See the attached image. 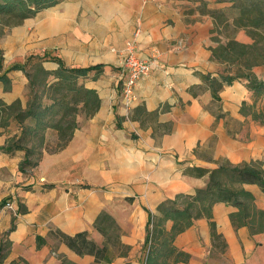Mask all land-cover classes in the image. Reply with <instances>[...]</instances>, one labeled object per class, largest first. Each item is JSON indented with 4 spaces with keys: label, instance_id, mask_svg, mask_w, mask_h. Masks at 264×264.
<instances>
[{
    "label": "crops",
    "instance_id": "0c3cea01",
    "mask_svg": "<svg viewBox=\"0 0 264 264\" xmlns=\"http://www.w3.org/2000/svg\"><path fill=\"white\" fill-rule=\"evenodd\" d=\"M220 5L216 0H60L34 15L39 18L38 39L52 43L35 52L42 54L47 49L68 65L103 64L99 77L84 79L98 92L100 105L91 115L78 113V125L68 143L56 151H44L27 173L18 170L21 151L8 154L0 150V199L11 194L8 201L12 204L0 205V232L10 227V209L16 215L14 228L6 234L11 245L2 264L13 258L26 259L29 264H59V251L76 263L82 256L93 260L58 240L56 250L50 251L49 229L58 227L68 233L87 229L95 235L93 220L106 203L104 191L99 190L104 186L130 202L124 214L107 210L120 224L122 241L130 245L127 255L115 257L110 264H130L125 258L136 256L144 240L147 213L139 203L145 205L148 200V208L155 211L161 199L179 191L192 192L207 179V175L183 173L179 160L214 167L219 157L232 162L258 159L264 168V123L240 112L241 101L252 102L244 79L225 84L219 101L209 88L196 95L189 91L192 84H204L198 72L218 75L222 70V64L211 57L210 46L216 44L211 39L214 18L205 11ZM240 31L244 37L237 35L236 39L252 40L244 29L236 33ZM132 38L142 55L155 56L150 72L136 86V100L126 105L121 98L119 49ZM26 54H14L5 64L2 61L1 71ZM45 65L55 67L56 63L46 61ZM7 74L12 88L3 90L0 82V97L7 102L19 97L24 104L26 98L17 84L26 92L25 75L21 70ZM162 103L169 108L159 112L157 121L171 122L169 132L154 133L153 122L142 124L131 117L136 104L152 110ZM219 109L232 119L249 120L245 138L227 131L225 117L216 118ZM17 128L14 123L0 127V145ZM208 141L212 142L208 155L198 154ZM244 186L253 192L256 205L264 208V191L255 183ZM19 203L25 210L18 209ZM234 209L222 201L213 204V218L224 246L214 243L207 218L199 217L173 241L189 253L188 260L172 264H261L264 230L250 234L244 225L234 227L228 217ZM134 217L141 226L137 238L128 231ZM36 234L46 239L39 248ZM130 259L136 264L134 257Z\"/></svg>",
    "mask_w": 264,
    "mask_h": 264
},
{
    "label": "trees",
    "instance_id": "16d2710c",
    "mask_svg": "<svg viewBox=\"0 0 264 264\" xmlns=\"http://www.w3.org/2000/svg\"><path fill=\"white\" fill-rule=\"evenodd\" d=\"M59 1L0 0V20L6 25H16ZM216 1L222 5L205 10L214 18L212 32H216L221 24L231 26V32L225 35L224 41L216 34L211 35V39L216 42L210 46L211 57L222 64V70L218 75L198 72L204 84H192L189 91L196 95L199 90L209 88L212 97L219 101V91L225 84L244 79L245 86L252 93V102L242 101L240 112L264 123V112L254 108L255 101L264 95V77L254 70L255 66L264 64V0ZM238 29H244L252 40L243 42L236 39L233 34ZM46 61H53L56 66L47 67ZM10 70L23 72L27 79L28 94L24 104L19 97L9 102L0 97V127L6 128L13 123L18 127L16 132L5 137L0 150L8 154L21 151L18 169L28 172V169L39 163L44 151H56L68 143L78 125L77 115L80 110L91 115L98 109L100 96L94 87L85 84L84 79L99 77L103 64L68 65L62 57L51 52L29 53L22 61H14L4 71H0L2 89L6 91L12 88V80L7 74ZM167 108L168 103H162L152 110L146 109L144 104H136L131 117L142 124L144 117L150 118L154 123V133L157 132V127L169 132L171 122L157 121L159 112ZM215 115L216 118L226 117V113L220 109ZM117 123L120 124L119 116ZM51 132L54 145H51L48 137ZM194 151L196 152L195 149ZM215 162L214 167H204L179 160L178 163L183 165V173L207 175L205 183L195 187L192 192L179 191L171 197L161 199L156 204L155 211L142 206L147 213L142 264L187 261L189 253L177 248L173 241L179 232L194 224L199 217L207 218L214 243L224 246V239L217 231L213 218V204L218 201L235 207L228 213L234 227L244 225L250 234L264 230V208L256 205L253 192L244 186L245 183H255L264 191V168L261 161L250 159L232 162L226 157H219ZM18 207L19 210H25L21 203ZM14 226L15 217H12L5 234ZM93 227L103 236L101 242L93 238L87 229L68 233L55 227L50 228L49 233L75 253L91 255L97 263L110 264L115 257L128 254L130 245L122 241L120 224L112 213L104 208L99 210L93 220ZM45 242L43 235L36 234V248ZM10 245L7 235L0 238V264L8 255ZM58 257L59 264H76L64 254H59ZM6 264L29 262L23 258H13Z\"/></svg>",
    "mask_w": 264,
    "mask_h": 264
},
{
    "label": "rangeland",
    "instance_id": "374dc122",
    "mask_svg": "<svg viewBox=\"0 0 264 264\" xmlns=\"http://www.w3.org/2000/svg\"><path fill=\"white\" fill-rule=\"evenodd\" d=\"M38 22H39L38 16H34L31 19L23 20L22 23H19L16 25H6V24H3L0 20V63L2 61H4V64H5L6 63L5 60L9 59L14 54L17 55V54H22L24 52H26L28 54L29 53H37V52H35L37 50V48L43 47V45L46 44L44 42H40V40L38 39V32H37ZM230 32H231V26L226 27V26L221 24L217 28V31L214 32L213 34H216L218 36V38H220L221 40L224 41V40H226L225 35L230 33ZM233 35H234V37L237 35L244 37V35L241 31L237 32V33L235 31ZM50 45H52V43L46 44L45 46H50ZM44 52L49 53L50 51H48L46 49V51L44 50ZM38 54H41V53H38ZM1 70H2V66L0 65V71ZM255 72L259 76L264 77V64L263 65H257ZM17 88H18L19 92L22 94V97L24 96L26 98L27 94H28L27 86H26V92L24 90V93H23L24 88H23L22 84L18 83ZM25 93H26V95H25ZM247 103H251V102H247ZM254 108H256V110H262L264 112V95L255 101ZM79 113H85V111L80 110ZM143 119H144V123L145 122L146 123L152 122V120H150V118L144 117ZM225 120H227L226 121L227 131H229L230 133L237 132V136L240 138L246 137V133H247L246 128L249 124L248 119L236 120V119H232V118H229L226 116ZM161 129H162V127H157L156 128L157 133ZM52 134H53L52 132L50 134L48 133V137L51 140L50 141L51 145H54L55 140H53L54 137ZM211 144H212L211 141L205 142L203 145H201L199 147V149L197 150V153L202 154V155H208V153L210 151ZM29 170H31V169H28V172H29ZM41 179H43V178H41ZM104 188H99L100 191H104V202H106V203H104V209H106V210L112 209V210H116V211H121L122 214H124V210H126L125 207L128 206L130 204V202H128V200H126L123 196H120L118 194L112 195L110 192L107 191L108 186H104ZM10 199H11V194H8V195L2 197L0 199V202H1L0 205H4L5 202L10 200ZM132 204H134V203H132ZM132 204L130 206L134 207V205L138 204V202H135L134 205H132ZM139 204H140V207L143 206L142 203H139ZM145 206H147V207L149 206L148 200H145ZM155 210H156V208H155ZM16 212H17V210H16ZM10 215H11V220H12V217L14 218L16 216L13 213L12 209H10ZM127 215H128V213H127ZM140 227L141 226L138 224L137 218L134 217L132 220H130V223L128 225L129 234L134 235L135 238H137L138 234H139L138 232L140 230ZM92 230H93V232H95V235H92L91 233H90V235L93 238H95L97 241L101 242L103 240V236L94 227H92ZM6 234H5V230L3 232H0V238L5 237ZM50 237L53 239L52 243L49 244L51 247L50 251H53V250H56V247H57V238L52 234H50ZM59 254H61L60 251L57 253L56 257H58ZM144 254H145V249L141 247L140 250L137 252L136 256L126 257L125 260L129 261V263L132 264L130 258L134 257L136 264H142ZM77 262L78 263H76V262L75 263L76 264H103V263L95 262L94 260L91 259L90 256H84V257L82 256V258ZM261 264H264V261L261 262Z\"/></svg>",
    "mask_w": 264,
    "mask_h": 264
},
{
    "label": "built area",
    "instance_id": "2783aa9c",
    "mask_svg": "<svg viewBox=\"0 0 264 264\" xmlns=\"http://www.w3.org/2000/svg\"><path fill=\"white\" fill-rule=\"evenodd\" d=\"M119 51L122 54L120 66L123 72L121 97L126 105H130L136 100V86L150 72L155 55H142L134 38L126 40ZM4 206L12 207V204L6 201Z\"/></svg>",
    "mask_w": 264,
    "mask_h": 264
}]
</instances>
